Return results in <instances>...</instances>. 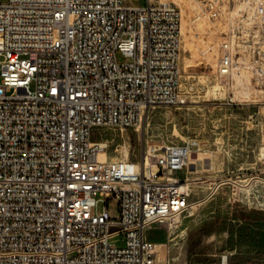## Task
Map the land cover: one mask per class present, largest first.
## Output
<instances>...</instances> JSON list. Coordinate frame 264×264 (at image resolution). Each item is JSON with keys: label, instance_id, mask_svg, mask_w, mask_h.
<instances>
[{"label": "built area", "instance_id": "1", "mask_svg": "<svg viewBox=\"0 0 264 264\" xmlns=\"http://www.w3.org/2000/svg\"><path fill=\"white\" fill-rule=\"evenodd\" d=\"M125 1L0 2V264H157L153 224L191 212L193 179L179 173L194 139L148 145L138 160L100 159L91 141L96 127L186 102L179 5ZM204 10L215 15V2ZM232 55L224 41L218 73Z\"/></svg>", "mask_w": 264, "mask_h": 264}, {"label": "rangeland", "instance_id": "2", "mask_svg": "<svg viewBox=\"0 0 264 264\" xmlns=\"http://www.w3.org/2000/svg\"><path fill=\"white\" fill-rule=\"evenodd\" d=\"M175 1L181 10L180 81L186 102L150 107L132 127H96L91 138L103 147L100 159L132 160L148 145L196 141L179 173L193 179L188 195L193 214L172 225L153 224L148 238L162 243L157 264H262L264 15L254 13L256 0H213L215 15L204 10L207 0ZM224 41L233 43L232 68L220 74ZM116 55L124 59L119 51ZM108 209L116 215L115 199H109ZM223 254L228 255L224 262Z\"/></svg>", "mask_w": 264, "mask_h": 264}, {"label": "bare ground", "instance_id": "3", "mask_svg": "<svg viewBox=\"0 0 264 264\" xmlns=\"http://www.w3.org/2000/svg\"><path fill=\"white\" fill-rule=\"evenodd\" d=\"M155 106H156V105H155ZM91 141H92V138H91ZM92 142L95 143V144L98 143V142H96L95 140H93ZM100 147H102V146H100ZM98 156H99V158H104V152H103V151H100ZM196 205H197V204H196ZM191 214H193V212H190V213H189V215H191ZM160 245H162L161 242H160Z\"/></svg>", "mask_w": 264, "mask_h": 264}, {"label": "water", "instance_id": "4", "mask_svg": "<svg viewBox=\"0 0 264 264\" xmlns=\"http://www.w3.org/2000/svg\"><path fill=\"white\" fill-rule=\"evenodd\" d=\"M262 264H264V263H262Z\"/></svg>", "mask_w": 264, "mask_h": 264}]
</instances>
